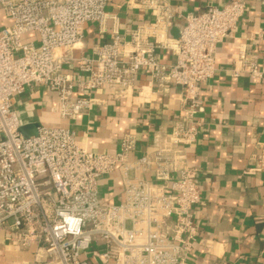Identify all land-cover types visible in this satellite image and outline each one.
<instances>
[{
  "label": "built area",
  "instance_id": "built-area-1",
  "mask_svg": "<svg viewBox=\"0 0 264 264\" xmlns=\"http://www.w3.org/2000/svg\"><path fill=\"white\" fill-rule=\"evenodd\" d=\"M110 1L0 0L9 20L0 28V231L19 250L34 248L24 264H186L200 234L194 206L201 193L186 150L198 139L196 116L205 110L199 91L216 72V45L236 27L245 0L186 15L175 38L169 30L180 14L168 0H117L150 19L126 33L113 29L75 59L70 74L64 66L73 62L84 26L103 29ZM163 50L172 64L160 61ZM256 59L250 44L238 45L232 76L259 82L264 64ZM140 69L158 86H179L185 108L168 130L153 134L150 150L133 157L131 134L106 153L86 150L61 126L20 132L14 106L25 88L47 89L60 118L71 119L104 87L129 98ZM263 166L264 159L248 171Z\"/></svg>",
  "mask_w": 264,
  "mask_h": 264
},
{
  "label": "crops",
  "instance_id": "crops-1",
  "mask_svg": "<svg viewBox=\"0 0 264 264\" xmlns=\"http://www.w3.org/2000/svg\"><path fill=\"white\" fill-rule=\"evenodd\" d=\"M229 0H168L179 17L169 30L175 38L188 14H198L209 5L221 7ZM104 28L90 22L84 26L81 42L70 54L71 65L64 68L76 73L75 59L89 54L91 47L108 39L117 28L126 33L150 19L142 9H127L113 0L106 6ZM9 20L0 9V28ZM240 44H250L258 67L264 64V0H245V9L236 27L219 40L214 60L216 72L203 84L199 95L205 110L197 114L201 128L197 142L186 150L188 166L196 169L202 204L194 206L200 234L193 243L186 264H264V77L254 82L247 74L232 76V56ZM164 65L174 57L168 50L159 53ZM111 88L93 92L90 108L71 119H62L57 99L44 87H27L16 97L14 109L26 133L30 124L61 126L73 132L76 142L91 152L118 150L123 134L136 141L133 157L150 150L157 131L168 130L183 116L184 102L179 86H158L140 69L131 96L120 99ZM119 187V186H117ZM109 200L115 199L111 192ZM115 201V200H114ZM0 231V264H24L34 248L19 250Z\"/></svg>",
  "mask_w": 264,
  "mask_h": 264
},
{
  "label": "water",
  "instance_id": "water-1",
  "mask_svg": "<svg viewBox=\"0 0 264 264\" xmlns=\"http://www.w3.org/2000/svg\"><path fill=\"white\" fill-rule=\"evenodd\" d=\"M38 126H40V124H38V123L30 124V126H28V128H30V131L28 133H26V130H25L26 127L25 126H21L19 130L23 134V136L29 137V136H32L36 133V129Z\"/></svg>",
  "mask_w": 264,
  "mask_h": 264
}]
</instances>
